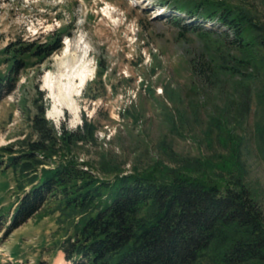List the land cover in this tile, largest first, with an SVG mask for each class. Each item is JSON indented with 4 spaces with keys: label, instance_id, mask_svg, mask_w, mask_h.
<instances>
[{
    "label": "rangeland",
    "instance_id": "1",
    "mask_svg": "<svg viewBox=\"0 0 264 264\" xmlns=\"http://www.w3.org/2000/svg\"><path fill=\"white\" fill-rule=\"evenodd\" d=\"M223 1L264 18V0ZM175 2L193 0H0V76L9 73L15 46L58 35L62 42L47 57L22 56L14 89L0 99V147L35 139L32 118L42 105L56 129L76 130L84 119L94 124L93 137L73 144L71 153L102 178L151 168L222 185L241 178L264 207V102L258 97L264 72L249 81L210 75L209 58L238 50L222 37L225 26L174 10ZM81 31L92 44L96 71L77 96L81 118L73 124L67 109L50 114L43 77L58 70L66 37ZM6 162L0 155V264H74L58 247L69 221L56 199L9 226L23 191L19 183L28 189L29 182ZM215 251L198 264H221Z\"/></svg>",
    "mask_w": 264,
    "mask_h": 264
},
{
    "label": "trees",
    "instance_id": "2",
    "mask_svg": "<svg viewBox=\"0 0 264 264\" xmlns=\"http://www.w3.org/2000/svg\"><path fill=\"white\" fill-rule=\"evenodd\" d=\"M175 3L178 11L225 26L222 37L238 50L209 58L210 75L249 81L264 72V18L223 0ZM61 46L60 35L15 46L9 73L0 76V99L14 89L22 56L47 57ZM258 97L264 102V92ZM32 126L35 139L0 147L6 166L29 182L28 189L19 183L11 228L56 199L69 221L58 247L74 264H198L211 248L221 264H264V207L241 178L222 185L182 170L161 176L157 168L102 178L71 153L73 144L93 137V123L84 119L76 130L56 129L40 105Z\"/></svg>",
    "mask_w": 264,
    "mask_h": 264
},
{
    "label": "bare ground",
    "instance_id": "3",
    "mask_svg": "<svg viewBox=\"0 0 264 264\" xmlns=\"http://www.w3.org/2000/svg\"><path fill=\"white\" fill-rule=\"evenodd\" d=\"M91 46L84 31L74 37H66L58 70H47L43 77L44 87L52 99L50 114L59 117L67 109L73 124L81 118L77 96L96 71L95 62L90 57ZM59 262L60 259L56 264Z\"/></svg>",
    "mask_w": 264,
    "mask_h": 264
}]
</instances>
